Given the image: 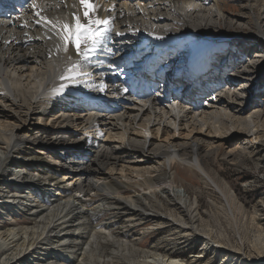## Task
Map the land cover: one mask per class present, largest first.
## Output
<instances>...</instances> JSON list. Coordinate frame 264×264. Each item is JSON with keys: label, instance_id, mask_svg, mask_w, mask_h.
I'll use <instances>...</instances> for the list:
<instances>
[{"label": "bare ground", "instance_id": "obj_1", "mask_svg": "<svg viewBox=\"0 0 264 264\" xmlns=\"http://www.w3.org/2000/svg\"><path fill=\"white\" fill-rule=\"evenodd\" d=\"M144 1L145 4L139 0H97L102 9L99 15L111 17L112 30L102 48L87 60L77 56L72 46H69L68 52H64L62 42L50 24L45 26L44 21L36 23L40 17L71 22L72 13L82 14L78 0H36L35 8L30 3L22 11L18 4L16 8L20 12L3 8L7 12L5 16L0 15V119L11 117L6 113L8 107L25 109L23 111L27 118L39 113V109L45 113L57 110L58 118L51 119H61V122L72 119L76 122L86 118L85 122L90 127L85 131L94 130L95 137L101 136L106 129L105 119L115 120L112 127L117 131L122 130V141L119 146H106L91 138H87L84 145L82 139L76 140L80 150L74 152L78 155L73 159H69L68 149H62V153H47L65 162L63 168L66 177L63 178L62 171L56 169L59 165L23 147L25 142H30L35 149L41 148V151L46 142L64 146L69 139L66 133L40 131L41 138L35 136V140L27 138L23 142L11 126L0 123L3 129H0V213L19 209L30 221L27 226L11 222L0 227V264H66L65 258L69 264H92L100 257L99 264H117L114 262L115 257L118 254L123 256L124 253L133 259V264H212L216 260L221 264H264V198L253 206L250 213H244L228 185L220 183L207 169L206 156L201 147L204 141L203 138L197 139L201 133L197 131L199 133L190 143L178 142L176 138L182 135L178 127L184 130L193 128L189 130V136L196 128L200 127L202 132L206 126L207 130L211 128L216 136L219 135L222 112L235 118L248 134L258 128L252 118L254 116L259 121L261 110L254 114L247 112L242 106L245 102L239 101L242 99L237 93L233 96L215 95V98L210 99L211 107L207 108L210 111L198 109L200 103L193 96L203 94L210 82H217L214 86L222 93L221 84L225 82L218 83L221 79L220 70L215 72L213 68L211 71L208 69L206 78L205 75L200 76L195 68V72L186 75L190 81L187 90L182 87L184 79L179 78L188 60L195 67L201 65L203 69L210 65L211 54L205 53L202 59L185 55L180 50L184 47L183 41L187 43L192 39H200L198 37H206V31L218 28L216 25L226 17L223 15L224 9L216 0L213 4L214 0ZM247 2L254 10L255 0ZM212 5L216 10L211 9ZM208 11L210 14H207ZM37 12L40 16L36 15ZM263 25L257 22L255 29L260 40L264 41ZM188 35L192 37L187 38ZM220 38V35L217 36V39ZM217 39L206 42L216 43ZM170 46H173L172 50ZM98 61L108 67L99 68ZM179 61L183 62L176 66L178 68L173 67ZM73 62L81 65L79 71L83 74L76 75L72 80L60 79ZM258 65L262 66L259 63L255 66ZM255 66L250 71L243 70L237 80L231 78L227 81L229 88L241 79L247 80V75L258 69ZM130 69L137 76L133 80L126 77ZM151 69L154 72H149ZM142 76H148L155 92L162 98L146 93L140 83ZM98 84L101 89L99 97L94 94ZM61 85L64 87L61 88ZM192 86L194 94L187 92ZM110 101L113 102L110 104ZM35 111L37 113L33 114ZM247 118L251 120L247 121ZM201 121L202 124L195 127ZM129 123L133 126L142 123L146 126L144 128H158L159 132L162 130L167 135L175 131L174 135H168L169 143L165 146L149 145L148 139L144 138L140 141L131 138L126 142ZM89 133L86 132V136ZM255 135H259L258 130ZM240 145L243 152L250 149L246 144ZM91 146L95 153L92 160L83 153L86 151L83 149ZM252 149L249 154L255 156L257 166L264 164V144L253 145ZM43 152L46 154L45 150ZM218 152H222L221 147L214 153ZM15 155L26 161L14 159ZM160 158L166 159L165 167L160 172L153 167L148 169V177L145 176L144 182L138 186L147 188L142 195L135 193L131 181L119 180L109 174L107 176L110 179H97L105 167H112L111 171L115 172L119 162L146 165V168L153 159ZM15 164L17 166L13 170ZM178 166L202 176L203 181L206 179L213 183L222 193L227 205L219 207L217 202L214 205L217 211L214 217L218 218V214L226 219L236 236L235 241L226 233L227 230L217 229L214 232L216 228L213 229L211 221L206 220L200 212L197 199L192 200L186 191L183 194L175 190L178 185L172 172ZM76 172L83 174L75 175ZM206 181L205 185L209 188L210 184ZM169 185L173 188L169 189ZM28 187L33 189L30 193L32 196L34 193L40 194L42 204H37L26 193ZM92 192L95 193L91 195ZM159 193L169 204L172 203L170 215L163 210L164 201L156 202ZM156 207L161 211L156 210ZM7 215L11 217L9 213ZM106 216L109 218L102 221ZM153 221H159L158 226L147 229L145 234L170 227L172 237L155 243L148 250L126 242L135 226ZM192 240L201 242L203 248L199 255H193L190 259L175 258L160 252L162 245L176 247L180 244L178 241L185 243ZM257 258H260L261 263Z\"/></svg>", "mask_w": 264, "mask_h": 264}, {"label": "rangeland", "instance_id": "obj_2", "mask_svg": "<svg viewBox=\"0 0 264 264\" xmlns=\"http://www.w3.org/2000/svg\"><path fill=\"white\" fill-rule=\"evenodd\" d=\"M139 1L143 2L141 4H145L144 0H139ZM216 1H218L221 8L224 9L225 13H223V15L226 16L225 20L222 21V23L219 22V24L216 25L218 26V28L214 30L209 29L208 31H206L205 33L206 37L205 36L198 37L200 39H193V42L192 40L188 41L187 43L186 41H183L184 47L180 51L185 53V55L192 54L191 56H194L195 54H197L198 58L203 59L205 53L199 56L200 52L206 49L207 47H209L210 45H214L213 43H209L206 41H215V39H217V36L220 35L222 38L217 39L216 41V42L219 41L218 47H216L214 51L213 49H210L209 52H207L206 54L212 55L214 52V60H212L213 65L217 67L216 71L220 70V78L222 79V80L220 79L218 83L225 82V84H221V88L223 91L222 93H219L220 91L218 92L217 91L218 89L215 88L214 86L215 84H217V82L212 81V83L210 82V86H207L206 90H203L204 92L203 94L195 95L193 96V98L194 99L196 98L195 101L200 103V105L198 106L199 107L198 109L206 110L207 112V110L210 111V109H207V108L211 107L210 99H213L216 96H219V94H221V96H225L226 94H231L230 96H233V94L237 93L238 95L241 96V99H242L239 101L240 102L242 101V103L245 102L242 106L245 107L247 112L249 111L250 114H254L257 110H261V116H260L259 121L256 120V117L254 116L252 118V120L255 119L254 122L256 123V125L258 124L257 130H258L259 135H255V133H257L256 129H253L254 130L253 133L248 134L245 128L243 126H240L239 123L235 121V118H230L229 115L228 116L224 115V112H222L221 114H223L222 116L223 119L221 120V122L222 121L223 122L222 124H219L220 126L219 135L221 134L220 137L217 134L218 136L217 138L216 133L211 128L207 130L208 128L207 126L201 132L199 130L200 129L199 125L202 124V121H201L199 122V124L195 125V127H199V129L196 128V130L192 133L191 136H189L190 133L188 134V132H190L193 128L184 130V128L178 127L177 130L180 131V133L182 134L181 135L182 137L177 135L176 138L178 142L190 143L192 142L191 140H193V137L195 136V134L199 132L201 133V135L198 136L197 139L203 138L202 140L204 142H201L202 144L201 147H202V151L205 153L204 156H206L205 164H206L207 169L210 171L213 177H215L217 180L220 181V183H224V184L226 183L228 185V187L231 189L232 193H234L237 199V202H238L237 204L239 206H242L244 213H250L253 209V206L260 199L264 198V164H260L259 166H257V163L255 162V156H251L249 154V152L253 150L252 149L253 145L258 146V145L264 144V140H263L264 138L262 137L264 136V41L260 40V38L258 37V33L256 32V29H255L257 22H260L262 25L264 24V17H263L264 16V7H263L264 0H260V1L255 0L253 4L254 5L253 7L255 8L254 10H252L247 0H216ZM214 2L215 0L212 2V4ZM211 9L216 10V7L213 6L211 7ZM210 11H208L207 14H210ZM259 12H261L262 14H260ZM220 28H222V30ZM223 61L224 63L222 64ZM257 63H259L262 66H259V65L258 67L255 66ZM164 65H166V63H164ZM254 66L255 68L256 67L258 68V69L254 68L255 73H252V74L249 73L247 75L249 76L247 80H242L241 78H239L241 80H239L236 85L229 88L230 86L227 85V81L229 82L231 78L233 81L237 80L238 77L241 76L240 74L241 72H243V70L248 69L250 71L252 70ZM214 71H215V68H214ZM180 75L182 76H180L179 78L184 79L182 81L183 83L182 87L184 86V90H187L189 83H190L188 77L186 76L187 74H184V75L180 74ZM234 75L236 77H234ZM204 77L208 78V75ZM181 89L183 90V88ZM111 91L112 90L110 89L109 92ZM187 92H190V93L192 92L194 94L195 91L193 92V86L189 88ZM112 102L113 101H110V104ZM6 109H7L6 113L10 114L11 117L7 116L4 118H1L0 123L4 124L5 122V124L11 126V129H14V132L18 134L19 139L23 140V142L27 138L33 141L35 140V136L41 138V133L39 132L45 131V130L48 132H60L61 131L63 133H66V135H68L69 139L67 142L64 143V146H60L54 142H46L42 148L43 151L44 150L46 151L45 152L46 154H44V152L40 150L41 148L38 149L37 147L35 149V146H32L30 142H25V146L23 147L29 152L35 151L34 153L36 155L46 158V160L50 161L52 164L59 165L58 167L56 166L55 167L58 171H62L60 173L63 175V178L66 177L65 176L66 172H65V169L63 168L65 162L59 161L60 160L59 158L55 159L53 155L51 156V154L49 155L47 153H51V152L54 153V151H58L62 153L63 152L62 149H65V150L68 149L69 159L70 158L73 159L74 156L78 155V153L74 154V152H79L80 150L79 144L75 142L76 140L82 139L83 145H84V143L87 141V138H91L93 140H97L100 143L106 144V146H114V145L119 146V144L122 141L120 139L121 138L120 134L122 133V130L117 131L113 129L112 127L113 124L115 123V120L105 119L107 123L106 129L104 130L101 136L95 137L96 135H93V133H95L94 130L89 129L85 131L87 127H90L85 122L86 118L78 120L76 122L75 120H72V119H68L65 122H61V119H58L57 121L55 119H51V118H58L56 117L57 110L48 112L50 114V116H48V113L43 112V109H39V111L37 110V112L39 113L35 111L33 112V114L37 113L36 115L32 117L29 116L27 118L26 112L23 111L25 109H18L15 107H8ZM189 110L188 112H190ZM185 111H187V109ZM41 112L43 114H41ZM31 114L32 113H30L29 115ZM190 115L191 114H188V116ZM249 119L247 118L246 120L249 121ZM144 127L146 126L145 124H142V123H137V125L135 126L129 123L128 124V134L125 137V141L126 142L129 141V139L131 138L132 139L135 138L140 141L141 139L144 138V139H148L149 145H153V146L164 145L165 146L169 143V140H167L168 135L169 134L170 136L174 135L173 131H175V130H172L167 135V134H164L162 130L159 132L158 128H152V127L144 128ZM102 128H105V127H102ZM0 129H2L1 126H0ZM109 131H111L110 135H108ZM86 132H91V133H89V135L86 136L85 134ZM187 134L188 136H186ZM49 143H53L54 145L49 144ZM240 144L242 145L246 144L248 145L250 149H247L246 152L245 151L243 152ZM82 147H86V146H82ZM219 147H221L222 152H218L215 154L214 152H216L217 149H219ZM83 150H86L83 153L87 155L86 156L87 159L92 160L94 158L95 153H94L92 146L89 147L88 149L85 148ZM90 150H92V152ZM142 157L143 156H140V158ZM147 157L153 158L154 156H147ZM13 158L19 159L22 161L24 160V159H21L17 155H15V157L13 156ZM126 160L127 162L129 161L128 159ZM152 161L153 162L150 163V165H148L146 168H145L146 165L144 166L138 165L139 166L138 167L134 164H129V162L128 163L119 162L117 164L115 172L111 171L112 167H105L104 169L101 170L98 176L99 178L97 177V179H100V178L110 179V176H107V174H109L119 180L131 181L132 185L134 186L135 193L137 195L138 194L142 195L143 193L147 191V188L145 186L143 187H138V186L144 182L143 179L145 176L148 177V175L146 174L148 169L153 167L154 169L160 172L165 167V161H166L165 158H160L159 160L153 159ZM130 162L134 163L132 162V160ZM16 166H17L16 164L13 165L12 169L15 170ZM140 168H143V169L141 170ZM138 169H139V172H138ZM137 172L139 174L142 172L143 174L142 173L141 174L144 176L142 177L140 174V177H138L139 175ZM82 174H83L82 172L75 173V175H82ZM151 175H154V174L152 173ZM172 175L176 179V182H177L176 186L178 185L175 190L182 192L183 194H185L184 191H186V193L191 197L192 200H195V199L198 200L199 205H200L199 209H201L200 212L203 214L206 220L211 221V226L213 227V229L216 228L214 232H216L217 229L227 230L226 233L227 234L229 233V236L232 238V241H235L234 238L236 236L233 233L230 226L228 225V222L226 221V219L218 214H217L218 218L214 217L215 213H217L214 205H216L217 202L219 203V207L223 205H227L225 199L222 196V193L216 189V186L213 183L206 181V179H204L203 181L202 176H199L195 174L194 172H191L186 167H182V166L175 167L172 172ZM205 181L210 184L209 188L206 187ZM28 188H26L25 191L27 194H30L33 191V189L32 188L28 189ZM168 188L172 189L173 187L169 185ZM94 193L95 192H92L91 195ZM39 195L40 194L34 193V195L33 196L31 195V197L34 199V201H36L37 204H42V199ZM158 196H159V200H157L156 202L164 201L163 210L165 209L164 212L167 215H170L171 214L170 207H172L171 206L172 203L169 204L168 201L165 198H163L162 194L159 193ZM37 197H38V200L36 199ZM156 210H160V208L158 209V207H156ZM7 211L3 212L6 215H4L3 213H0V227L3 226L4 223L8 224L11 222L18 223L19 226H22V225L27 226L30 224V221L19 209H14V210L8 209ZM8 213L11 215V217L7 215ZM207 213L211 217H209ZM108 218L109 216H106L103 218L102 221H106ZM217 221H220V222H217ZM158 222L159 221L146 222V223L140 224V226H135V228L133 229L134 232L133 231L131 232L130 237L126 239V242H130L132 246L136 245L140 249L148 250L155 243L161 242L163 239H170L173 234L172 229L170 227H166L164 229L163 228L158 229L157 231L156 230L150 231L145 234L147 229L158 226L157 225ZM181 241H178L180 242V244H178L176 247H168V246L162 245V249L160 250V252L162 254L163 253L171 254V256L175 258H184V259H190L193 255H199L202 252L203 245L201 242L192 240L190 242L188 241L185 243H181ZM99 255H102V254H99ZM132 256L135 258L138 257L137 255H132ZM127 258L128 256L125 255V253L123 256L118 254L115 257L114 262L117 264H120V263L121 264H133L131 263V260L133 259H130V258L127 259ZM139 258L143 260L142 256H139ZM260 258H257V261L261 263ZM99 259H102V257H100ZM98 260H94L92 264H99L100 260L99 261ZM67 261L68 260L65 258L66 264H69ZM212 264H221V263L219 262V260H216Z\"/></svg>", "mask_w": 264, "mask_h": 264}, {"label": "snow or ice", "instance_id": "obj_3", "mask_svg": "<svg viewBox=\"0 0 264 264\" xmlns=\"http://www.w3.org/2000/svg\"><path fill=\"white\" fill-rule=\"evenodd\" d=\"M78 4L82 9L81 13H72L71 22H61L59 20L52 21L47 17H40L36 21L45 22V26L51 25L56 30V35L62 42L64 52H68L69 46L74 47L75 53L82 60H87L98 49L102 48L107 40L108 34L111 32V17H101L99 12L102 10L97 0H78ZM33 8L36 7V0H32ZM107 11L106 9H103ZM40 16V13H36ZM60 46H58L59 48ZM69 59H71L69 57ZM81 65L73 62L66 69V74L61 75L62 80H72L76 75H81L79 69ZM64 85H61L63 88Z\"/></svg>", "mask_w": 264, "mask_h": 264}]
</instances>
